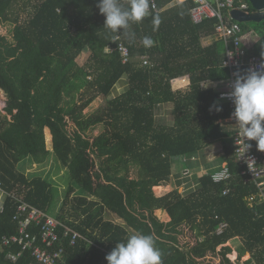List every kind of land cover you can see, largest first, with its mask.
Returning a JSON list of instances; mask_svg holds the SVG:
<instances>
[{
  "label": "trees",
  "instance_id": "1",
  "mask_svg": "<svg viewBox=\"0 0 264 264\" xmlns=\"http://www.w3.org/2000/svg\"><path fill=\"white\" fill-rule=\"evenodd\" d=\"M173 1L155 0L158 11L130 24L128 31L135 33L131 39L124 30L115 33L103 25L98 0H0V23L10 27L9 36L0 33V90L6 96L0 109V186L51 214L57 196L53 181L49 175L28 177L18 164L31 158L39 166L52 156L67 169L63 201L51 215L84 238L65 246V264H107L105 257L116 243L137 233L154 238L162 264H209L201 260L208 253L233 264L226 256L231 248L223 246L217 253L216 247L236 237L242 240L238 263L264 264V202H248L257 189L252 181L244 182L243 167L233 154L232 130L218 122L231 109L219 98L220 85H210L229 74L222 66L223 43H201L213 36L215 20L193 23L191 1L161 10ZM128 2L120 0L124 6ZM27 9L31 14L21 22L19 12ZM156 15L161 23L153 31ZM255 25L259 39L246 53L264 59V20ZM240 26L241 35L252 31L244 23ZM144 36L154 45L144 46ZM119 44L128 49L126 60L115 49ZM86 49L88 60L80 65L77 59ZM246 71L242 68L241 74ZM179 78L184 88L173 87ZM117 85L122 88L113 95ZM99 95L107 104L84 113ZM167 103L173 105V118L159 123L155 108ZM217 104L219 112L214 110ZM100 124L102 132L90 136ZM51 141L48 150L45 142ZM214 141L221 143L229 179L214 182L215 170L201 173L194 183L187 181L182 192L158 190L177 164L183 166L180 157L201 153ZM251 145L264 158L256 142ZM94 165L97 169L92 170ZM76 188L80 192L74 194ZM224 188L229 189L225 195ZM15 204L6 197L0 209V264H38L28 251L12 262L9 255L20 246L2 244L3 236L18 232L12 220ZM159 209L168 221L156 216ZM106 210L124 223L106 219ZM221 222L228 226L218 235ZM182 227L196 236L184 248L178 246ZM29 230L38 233L37 228ZM245 253L249 258L239 262Z\"/></svg>",
  "mask_w": 264,
  "mask_h": 264
},
{
  "label": "built area",
  "instance_id": "2",
  "mask_svg": "<svg viewBox=\"0 0 264 264\" xmlns=\"http://www.w3.org/2000/svg\"><path fill=\"white\" fill-rule=\"evenodd\" d=\"M182 1L186 0H179V2ZM189 1L193 3L190 9V17L193 23H200L204 19L215 20L212 37L214 40L223 43L224 58L222 66L229 69L228 77L219 83L221 85L219 98L231 109L229 116L218 122L228 125L232 130L233 154L236 156L237 162L243 167L241 174H245L244 182L252 181L257 189L255 194L248 197V202H253L254 200L264 202V158L256 154L252 146L241 155L243 144L239 136V128L235 119L231 116L234 110V104L226 96L222 98L223 94L231 91V85L236 75L241 74L242 68L246 70H264V68H261V65L264 64L263 58L256 54L246 53L240 23L235 21L230 14L232 10H240L248 13L251 11L250 4L245 0ZM151 10H158L155 0H151ZM115 49L119 50L123 59L126 60L129 54L128 49L122 44H119ZM105 51L110 52L111 48L106 47ZM144 63H148V61L146 60ZM238 145H240V148H238ZM179 160L185 163L186 158L180 157ZM187 170L182 169L184 175L188 174ZM229 176V170L224 166L222 170L212 175V180L214 182H221L229 178ZM228 192V188L222 190L223 195ZM6 197L16 203V210L12 220L17 222L19 226L17 234L11 235L10 237L3 236L2 238L3 245L17 243L20 246L18 252L9 255L10 260L16 262L24 252L28 251L32 259L38 264H65V246L73 247L76 245L78 239H83L84 237L78 231L62 223L57 217L28 204L17 191L13 190L8 192L1 186L0 209H2ZM227 226L226 222H221L216 229V234H222ZM30 227L37 228L38 233H32L29 230ZM228 245H230L229 241L218 245L216 249L220 251L223 246ZM232 253H235L234 257H231L229 253L226 256L234 264L235 260L238 259V252L233 249Z\"/></svg>",
  "mask_w": 264,
  "mask_h": 264
},
{
  "label": "clouds",
  "instance_id": "3",
  "mask_svg": "<svg viewBox=\"0 0 264 264\" xmlns=\"http://www.w3.org/2000/svg\"><path fill=\"white\" fill-rule=\"evenodd\" d=\"M97 7L105 18L103 24L105 27L115 33L124 30L125 35L131 39L135 38V33L128 31L130 24L139 23L153 15L151 0H129L127 6L120 3V0H98ZM250 10L252 11V8ZM160 23L159 16H153V31L158 30ZM142 43L146 47H151L155 41L150 36H144ZM261 68H264V64ZM224 96L231 99L234 104L231 116L239 128L243 144L241 155L251 148L249 141H255L256 148L264 151V71L249 69L243 74H237L231 91L223 94L222 98ZM214 110L219 112L222 107L214 105ZM180 163L183 166L185 164ZM161 255L151 235L137 233L130 236L126 242L116 243L105 259L107 264H162Z\"/></svg>",
  "mask_w": 264,
  "mask_h": 264
},
{
  "label": "rangeland",
  "instance_id": "4",
  "mask_svg": "<svg viewBox=\"0 0 264 264\" xmlns=\"http://www.w3.org/2000/svg\"><path fill=\"white\" fill-rule=\"evenodd\" d=\"M28 10V9H27ZM22 10L19 12V17H20V21H24L27 20V18L29 17V15L31 14V9L30 10ZM244 24L250 29L253 30L254 33L258 32V28L255 25V22H244ZM9 24H2L0 23V33L1 34H5L7 36H9ZM202 43L205 44V39L202 38ZM89 50L86 49V51H84L80 57L77 59V62L80 65H83L89 57ZM182 84V85H181ZM184 81H181L180 78L178 81L173 83V87L177 88L180 87L184 88ZM122 88V85H117V87L114 89L113 91V95L116 94V91H120V89ZM5 101H6V96L4 94V92L2 90H0V109L3 108V106L5 105ZM107 98L103 95H99L98 97H96L91 104L84 109V113H91V112H95L97 110H99L101 107L105 106L107 104ZM173 105L170 103L167 104H160L155 108V118L156 121L159 123H170V121L173 118ZM104 129V125L100 124L97 125L94 129H92L90 131V136H96L98 135L100 132H102V130ZM68 130L69 132H73L74 130V126L72 123L68 124ZM46 148L48 150H52V141L46 143ZM205 151L204 154L206 155V161L208 165H212L214 166L217 162L221 163L222 160V147H221V143L219 141H214L210 144H206L205 146ZM221 154V155H220ZM220 158H218V157ZM90 157H92V155H90ZM217 157V159H216ZM216 160V161H215ZM209 162V163H208ZM58 165L54 162L52 156L42 165H37L34 164L31 160V158H25L24 160H22L19 164H18V169L20 171H22L26 176L28 177H32V176H48L51 181H53L55 188L57 189V196H56V201H55V206H54V212L52 211V213H57L59 210V207L63 201V197H64V193L65 190L67 188V184L69 182V177L67 175V169L62 166L60 164V162H57ZM217 163V165L219 164ZM189 168V167H188ZM97 169V165H94L92 170ZM182 169V167H181ZM180 170V169H179ZM189 171L191 172V168H189ZM176 172V169L175 171ZM188 172V170H187ZM189 172V173H190ZM184 175L183 171L182 173L179 172L178 175H174L172 177V182H168L167 184H161L159 187V191H163L164 189H169V188H178V190L180 192L184 191L185 188V184L187 183V181L192 180V176L190 174ZM136 171L135 170H131V176H135ZM192 174V172H191ZM198 175L195 174L193 176V178ZM200 175V174H199ZM179 176V177H178ZM178 177V178H177ZM197 177V176H196ZM196 182V179L193 181V183ZM192 183V182H191ZM192 183V185H193ZM190 185V183H189ZM80 191L78 190V188H76V191L74 192V194L79 193ZM156 216L166 222V219L169 217L167 213L164 212H159L155 211ZM105 218L112 220L113 222H117V223H124L118 216H116L114 213L106 210L105 212ZM135 235V234H134ZM201 237H199L200 239ZM196 240V236L194 234L193 231H191L188 227H182V233L178 236V246H180L181 248H184L186 245H191L194 244ZM241 238L237 237V238H233L229 240V244L228 245L231 248V251L229 252L230 256L233 257L231 255L232 250H237L238 246H240L241 244ZM216 252L219 253V251L216 249ZM249 254L245 253L241 258L239 259V262L244 261L246 258H248ZM204 263H209V264H223L222 263V258L220 254L217 255H212L210 253H208L203 259H201ZM234 264H240L238 263V259L235 260Z\"/></svg>",
  "mask_w": 264,
  "mask_h": 264
},
{
  "label": "crops",
  "instance_id": "5",
  "mask_svg": "<svg viewBox=\"0 0 264 264\" xmlns=\"http://www.w3.org/2000/svg\"><path fill=\"white\" fill-rule=\"evenodd\" d=\"M182 2H184V1H182ZM182 2H179V0H176V1H173L172 3H170V4H168V5H166V6H164L161 10H164L165 8H167V7H169V6H172L173 4H175V3H182ZM203 39H205V44H208V43H210V42H212L214 39H213V37L212 36H210V37H203ZM259 39V35L257 34V33H254L253 32V30L252 31H249V32H247V33H245L244 35H243V44H244V46L246 47V48H250V47H252L253 45H254V43L257 41ZM201 43H202V39H201ZM203 44V43H202ZM204 45V44H203ZM209 84V83H208ZM213 84H216V85H219V84H217V83H211L210 85H212L213 86ZM221 86V85H220ZM206 145V144H205ZM204 145V146H205ZM203 146V149H202V152L200 153V152H197L196 154H192L191 156H187L186 157V161H185V164H184V166H182V168L184 167V169H188V173L190 172L189 171V168H191V172H192V174H191V172L189 173L192 177V180L194 181L195 180V178H196V176H199V174H201V173H204V172H210V171H215V170H219L221 167H224V166H226L227 165V162L225 161V160H221V163H219V162H217V163H219L218 165H217V163L214 165V166H212V165H208L207 164V161H206V155L204 154V151H205V147ZM222 154V153H221ZM220 154V155H221ZM221 156H223V155H221ZM192 157H193V159H192ZM218 157V156H217ZM217 157H216V159H217ZM218 158H220V157H218ZM216 161V160H215ZM209 163V162H208ZM189 167V168H188ZM175 169H176V172H174L175 171ZM180 169V170H179ZM179 172H181L182 173V169H181V167H180V165L179 164H177V166L176 167H174V170H173V172H172V174H171V176H170V179L167 181V183L168 182H172L171 180H172V177L174 176V175H178L179 174ZM195 174H198V175H196L194 178H193V176L195 175ZM179 177V176H178ZM177 177V178H178ZM166 183V184H167ZM158 187H160V186H158ZM174 189V188H173ZM172 188H169V189H165L164 190V192H162V194H165V193H167V192H169V191H171V190H173ZM180 192V191H179ZM156 211H158V210H156ZM162 210H160L159 209V212H161ZM162 212H164V213H166L165 211H162ZM169 220V217L166 219V221H168ZM237 238V237H236Z\"/></svg>",
  "mask_w": 264,
  "mask_h": 264
},
{
  "label": "water",
  "instance_id": "6",
  "mask_svg": "<svg viewBox=\"0 0 264 264\" xmlns=\"http://www.w3.org/2000/svg\"><path fill=\"white\" fill-rule=\"evenodd\" d=\"M250 3L252 11L246 13L240 10H232L231 17L240 23L255 22L264 20V0H247Z\"/></svg>",
  "mask_w": 264,
  "mask_h": 264
},
{
  "label": "bare ground",
  "instance_id": "7",
  "mask_svg": "<svg viewBox=\"0 0 264 264\" xmlns=\"http://www.w3.org/2000/svg\"><path fill=\"white\" fill-rule=\"evenodd\" d=\"M235 158H236V156H235ZM236 161H237V160H236ZM237 163H238V162H237ZM222 169H223V168H222ZM222 169H221V170H222ZM219 171H220V170H218V171H216V172H219ZM214 173H215V172H214ZM214 173H213V174H214ZM213 174H212V175H213ZM229 178H230V176H229ZM229 178H227V179H229ZM227 179H226V180H227ZM254 185H255V184H254ZM231 255L234 257V256H235V253H231Z\"/></svg>",
  "mask_w": 264,
  "mask_h": 264
}]
</instances>
